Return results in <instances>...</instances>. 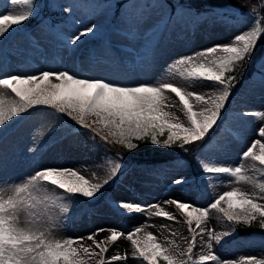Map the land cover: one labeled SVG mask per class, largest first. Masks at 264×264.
Listing matches in <instances>:
<instances>
[{
  "label": "rangeland",
  "instance_id": "374dc122",
  "mask_svg": "<svg viewBox=\"0 0 264 264\" xmlns=\"http://www.w3.org/2000/svg\"><path fill=\"white\" fill-rule=\"evenodd\" d=\"M46 2L51 8L50 13L54 11L55 18L43 15ZM90 3L99 6L92 14L86 7L77 6ZM34 4L37 14L30 19L33 26H13V29L18 27L19 31L9 29L4 37H0V76L32 75L41 71L67 69L84 78L129 86L167 79L188 91L211 95V82L186 81L178 72L168 75L166 69L179 57L193 55L213 45L228 44L235 35L250 30L255 21V18L235 15L234 12L225 13V18H221L219 13H224L222 10L196 18L191 14L171 19L176 9L174 7L172 11L171 7L175 4L177 7L184 6L181 0H45L39 5L34 0ZM136 5L144 6L145 19L140 25L138 37L129 40L122 34L125 29L124 20L125 15ZM69 6H72V11L64 12L63 9ZM25 8L23 4L12 5L10 0H0V15L6 12L18 14ZM92 24L97 26L99 34L95 37L91 34L82 37L77 42L78 46L65 47L58 40L57 29L71 37ZM157 25H160L159 36L149 54L144 49L151 36L146 34ZM129 49L130 52L127 51ZM0 92L9 100L15 98L10 91L0 89ZM168 95L171 97L170 103L176 105L169 110L186 123L178 98L171 93ZM224 107L218 119H223L221 127L210 134V144L202 147L192 163L176 159L163 166H134L120 173L124 163L122 159H116L119 160L120 169L91 199L79 195L67 196L63 202L56 203L55 195L62 192L59 189L53 190L50 185L47 191L34 193L46 198L47 211L59 225L53 228L52 235L57 239L86 237L97 228H116L128 233L144 225V232H151L161 244L172 247L171 242L174 241L177 253L186 252L192 242L186 217L174 204H165V200L178 198L205 208L216 196L235 187L259 194L258 186L264 183V166L258 162L253 168V161H243L245 173L252 178V184H228L227 181L232 178L224 174L204 173L198 160L199 157L216 165L239 166L240 154L254 139L259 138L264 142V137L257 136L258 129L264 126V120L242 115L246 112L264 113V58L258 64V72L232 95L230 107L225 113L222 112ZM64 117L67 116L53 109L37 107L0 127V186L19 184L37 171L51 167L78 169L86 178L97 183L110 174V168L114 165L106 161L108 151L93 138L90 130L72 128L65 124ZM153 146L165 148L162 145ZM136 149L127 150L136 153ZM117 175V183L105 194L104 200L86 207V201H95ZM180 178L185 183H172ZM210 183L212 187H209ZM5 191L10 194V189L6 188ZM120 201L141 205L160 204L165 211L173 213L176 219L168 220L153 215L156 208H148L144 213L124 214L125 210L115 207ZM219 216V213L211 210L208 220L201 225L216 233L233 229L232 234L224 237L219 244L212 242L211 251L214 254L221 260L236 261L237 264L240 257L264 259V235L253 230L252 235L238 236V224L230 225L226 220L218 219ZM254 223L259 221L252 222V225ZM192 227L195 228V224ZM196 232L198 235L192 252L193 259L209 251L205 246L208 231L199 234L200 229H196ZM110 235L108 231L100 232L94 239L105 241ZM82 243L99 251L92 240L85 239ZM105 246L108 249L104 254L105 260H110L116 253H127L126 260L113 261L112 264H146L142 259L134 257V248L126 236L115 242L108 241ZM178 259L187 260V256H178ZM91 264H95V260Z\"/></svg>",
  "mask_w": 264,
  "mask_h": 264
},
{
  "label": "snow or ice",
  "instance_id": "6c2138e0",
  "mask_svg": "<svg viewBox=\"0 0 264 264\" xmlns=\"http://www.w3.org/2000/svg\"><path fill=\"white\" fill-rule=\"evenodd\" d=\"M12 5L23 4L26 8L18 14L6 12L0 15V37H4L13 26H21L25 21L33 18L35 12L34 0H10ZM86 7L90 14L99 6L90 3L77 5ZM254 5L252 11L255 12ZM64 12L70 13L72 6L65 7ZM145 8L136 5L125 15V29L123 35L129 40L138 37L140 25L145 19ZM192 14L190 7H176L171 19ZM225 18V13H219ZM264 18L256 17L253 26L246 32L235 35L228 44L213 45L190 56L179 57L168 66L166 73L174 71L186 81H207L212 84V94L205 95L188 91L185 88L161 79L156 83L121 85L106 80L88 79L71 73L67 69L58 71H41L32 75L0 76V89L10 91L15 97L9 100L0 92V127L6 125L14 117H19L30 109L45 107L66 115L75 121L81 129H88L90 133L99 136L106 143H118L128 150L138 147L136 141H150L152 145L173 147L201 141L210 129L216 125L220 111L230 95V87L234 77L228 76L236 66L255 52L258 42L264 39V27L261 21ZM19 31V28L13 29ZM58 40L71 48L78 46L82 37L97 36L99 29L92 24L68 37L56 30ZM160 25H157L146 36H151L145 44V52L150 54L152 44L158 39ZM169 93L174 94L180 102V109L186 117V123L169 109L176 107L170 103ZM203 106V107H199ZM244 116H255L264 120V113H242ZM258 137H264V126L257 131ZM33 151L35 149H32ZM239 166H224L206 162L198 157L202 171L207 174H224L229 179L228 184H252L251 177L246 175L243 161H253L252 167L264 166V142L254 139L240 154ZM114 165L110 174L101 182H93L75 168L51 167L37 171L33 176L19 184L0 186V264H112L113 261L127 259V253H116L110 260L104 259L108 251L105 246L108 241L115 242L122 236L131 242L134 248V257L142 259L146 264H237L236 261L221 260L212 249V242L220 243L224 237L232 234L233 229L216 233L215 230H206L201 227L209 217V212L215 210L220 214L218 219L226 220L230 225L244 223L251 225L259 221L264 228V183L259 184V194L246 192L239 187L225 191L205 208H201L178 198L165 200V204H174L186 217L188 230L192 242L186 252L177 253L175 242L172 247L158 242V238L151 232H144V225L133 228L124 233L116 228H97L88 236L57 239L52 230L59 225L47 211L46 198L34 195L45 192L47 186L59 189L68 197L82 196L91 199L109 183L116 175L121 165L119 160L108 161ZM264 171V169H262ZM95 177L96 174L93 173ZM211 179V176L208 177ZM174 185L185 183L183 178L172 181ZM212 187V184H209ZM10 189L7 194L5 189ZM115 207L125 210L124 214L144 213L148 208H156L153 214L168 220H175L173 213L165 211L160 204L141 205L132 202L120 201ZM39 217V218H38ZM23 224V226H21ZM195 224V228H193ZM196 229L199 234L208 231V254L193 259L192 252L196 244ZM108 231L110 237L105 241H96L94 238L100 232ZM92 240L95 248L84 245L85 240ZM187 256V260L178 259V256ZM96 257H100L96 260ZM238 264H264V259L256 257H240Z\"/></svg>",
  "mask_w": 264,
  "mask_h": 264
},
{
  "label": "trees",
  "instance_id": "16d2710c",
  "mask_svg": "<svg viewBox=\"0 0 264 264\" xmlns=\"http://www.w3.org/2000/svg\"><path fill=\"white\" fill-rule=\"evenodd\" d=\"M190 8H196L197 12H203L206 9H214L215 7H225L229 9H235L236 11L251 17H261L264 18V0H187ZM256 6L255 12L252 11L253 6ZM261 27H264V19L261 21ZM264 52V39L258 42V46L250 58L245 59L240 64H238L234 71L229 72L227 75L234 77L232 81V90L234 91L236 87L244 81L251 73L254 68L255 60H257ZM72 127L77 125L73 122L69 123ZM96 140L104 146L112 159L122 157L126 164H140V163H153V164H163L164 161L174 159L176 156L185 158L190 161H194V158L202 147V144L206 139L195 142L193 144L185 145L184 148L175 145L170 150L162 149H152L150 141H136L138 144L137 151L138 155L129 153L125 147L118 146L115 142L109 144L102 141L99 136H95ZM54 202H63L67 194L60 193L55 195ZM238 234L240 236L252 235L253 230H257L259 234H264V228H261L259 223H254L253 225H237Z\"/></svg>",
  "mask_w": 264,
  "mask_h": 264
},
{
  "label": "bare ground",
  "instance_id": "6f19581e",
  "mask_svg": "<svg viewBox=\"0 0 264 264\" xmlns=\"http://www.w3.org/2000/svg\"><path fill=\"white\" fill-rule=\"evenodd\" d=\"M127 51H129V52H130L131 50L129 49V50H127ZM56 54H58L57 50H56Z\"/></svg>",
  "mask_w": 264,
  "mask_h": 264
}]
</instances>
